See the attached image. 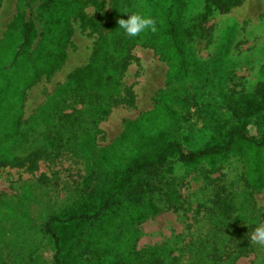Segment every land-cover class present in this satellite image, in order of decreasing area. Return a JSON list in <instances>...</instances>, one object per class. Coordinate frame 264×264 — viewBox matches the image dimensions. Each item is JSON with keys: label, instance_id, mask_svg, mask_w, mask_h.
Instances as JSON below:
<instances>
[{"label": "rangeland", "instance_id": "obj_1", "mask_svg": "<svg viewBox=\"0 0 264 264\" xmlns=\"http://www.w3.org/2000/svg\"><path fill=\"white\" fill-rule=\"evenodd\" d=\"M84 1L86 20L98 18L97 4L102 5L101 21L106 19L111 0ZM187 2V15L201 12L207 4ZM50 3L0 0V52L10 47L11 38L3 39L4 34L22 8L23 20L31 17L38 35L32 54L41 43ZM70 24L66 56L52 72L38 74L26 64L14 76L7 70L10 60L0 72V103L10 109L0 111V258L33 250L31 257H18L20 264H54L53 244L43 225L65 207L78 204L90 188L84 186L89 160H96L103 150L128 152L119 134L128 122L153 108L158 90L179 91L175 128L185 145L197 147L229 123L236 96L253 93L264 79V0H241L224 14L213 10L200 36L188 46L193 65L180 81H167L168 66L152 48L134 46L120 76L115 105L104 118L95 119V105L70 79L90 61L100 28L92 29L78 17ZM14 33L18 35L16 29ZM247 128L256 139L264 134L255 117ZM245 159L235 152L192 169L170 160L164 170L133 189L131 201L140 203V196L162 204L170 186L180 194L181 207L135 224L125 221L113 233L94 222L89 249L115 247L121 264H264V249L250 242L254 229L264 223V187H248ZM118 212L123 213L122 208ZM86 246L80 253L89 257ZM70 264L89 262L73 257Z\"/></svg>", "mask_w": 264, "mask_h": 264}, {"label": "trees", "instance_id": "obj_2", "mask_svg": "<svg viewBox=\"0 0 264 264\" xmlns=\"http://www.w3.org/2000/svg\"><path fill=\"white\" fill-rule=\"evenodd\" d=\"M205 1L207 4L201 12L187 15V0H111L108 16L101 21V4H97L98 18L86 20L82 14L84 0H51L41 43L32 54H29L31 45L38 37L35 25L31 17L24 21V10L18 8L4 34L3 39L11 40L10 47L0 52V72L6 70L8 60L10 68L7 70L14 72V76L20 75L26 64H32L38 74L52 72L66 56L65 46L72 35L70 19L78 17L90 28H100V34L90 61L72 73L70 83L79 84L82 96L95 105L94 118L102 119L109 107L115 105L120 76L134 46L154 50L156 57L168 66L166 79L170 84L188 76L193 65L188 46L200 36L210 14L213 10L224 14L241 2ZM127 13L150 15L156 22V31L148 29L136 37L128 36L118 25L119 19L127 18ZM24 80L28 83L26 78ZM178 95L179 91L174 87L158 90L153 96V108L128 122L118 137L128 146L127 153L103 150L96 160L87 162L84 186L90 188L83 191L78 204L65 207L43 225L45 235L48 233L53 244L54 264H70L73 257L89 264H121V256L115 247L89 249L88 243L94 237L90 227L94 222H101L102 229L113 233L125 221L135 224L164 209L180 208V194L170 186L164 192L162 204L140 196V203L131 201L133 189L146 178L164 170L165 163L172 159L184 168L192 169L204 161L211 162L237 152L246 158L248 187H264V134L256 139L247 128L251 117L264 127V79L256 83L253 93L236 96L227 126L222 125L223 130L212 134L197 147L185 145L177 134L175 106L179 102ZM4 109L10 111L2 102L0 111L5 112ZM68 118L69 115L64 116V119ZM121 208L123 213L118 212ZM63 223L65 227L62 228ZM84 244L87 245L85 250L90 251L89 257L80 253Z\"/></svg>", "mask_w": 264, "mask_h": 264}, {"label": "clouds", "instance_id": "obj_3", "mask_svg": "<svg viewBox=\"0 0 264 264\" xmlns=\"http://www.w3.org/2000/svg\"><path fill=\"white\" fill-rule=\"evenodd\" d=\"M118 25L130 37H136L145 30L156 31V22L148 14L127 13V18H121ZM250 242L264 249V223H260L252 232Z\"/></svg>", "mask_w": 264, "mask_h": 264}, {"label": "crops", "instance_id": "obj_4", "mask_svg": "<svg viewBox=\"0 0 264 264\" xmlns=\"http://www.w3.org/2000/svg\"><path fill=\"white\" fill-rule=\"evenodd\" d=\"M28 183V182H27ZM32 183V182H31ZM26 184V183H25ZM24 186V185H23ZM23 186L21 187L22 188V191H23ZM33 187V186H31ZM30 187V188H31ZM33 255V250H30L29 252H25V253H21L20 256H15L16 258H10L9 257V254L6 253L5 257L3 258H0L1 261L5 262V263H12V264H20V263H16V262H19L21 259H18V257H21L22 259L24 257H31Z\"/></svg>", "mask_w": 264, "mask_h": 264}]
</instances>
